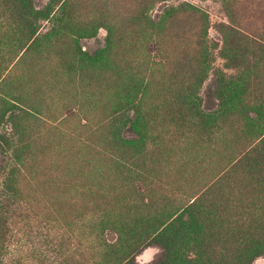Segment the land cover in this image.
I'll list each match as a JSON object with an SVG mask.
<instances>
[{
    "label": "rangeland",
    "instance_id": "1",
    "mask_svg": "<svg viewBox=\"0 0 264 264\" xmlns=\"http://www.w3.org/2000/svg\"><path fill=\"white\" fill-rule=\"evenodd\" d=\"M48 1L33 0L37 7ZM184 3L199 12L179 13L152 29L165 9ZM72 6L83 27L82 50L93 54L112 40L116 63L148 69L144 185L170 208L196 198L233 161L240 141L230 129L208 143L182 134L173 123L172 96L182 102L193 93L213 109L217 85L233 77L247 88L232 120L253 115L264 102V0H72ZM39 23L41 32L49 26ZM10 26L0 12V97L33 109L10 119L6 112L0 122V189L11 178L18 192V222L3 264H94L99 244L116 236L101 214L125 210L139 183L123 157H129L126 142L137 136L129 124L117 125L122 95L109 88L115 83L109 71L92 79L74 75L62 57L65 44L28 53L8 41ZM133 244V264H155L162 255L155 243ZM252 264H264V254Z\"/></svg>",
    "mask_w": 264,
    "mask_h": 264
},
{
    "label": "trees",
    "instance_id": "2",
    "mask_svg": "<svg viewBox=\"0 0 264 264\" xmlns=\"http://www.w3.org/2000/svg\"><path fill=\"white\" fill-rule=\"evenodd\" d=\"M0 12L13 25L10 28L14 29V35H8L12 45L25 47L29 53L48 49L52 44H65L62 57L68 58L69 71L80 76L88 73L90 79L99 70L109 71L115 82L109 88L119 90L122 95L117 125L129 124L137 136L126 142L129 157L124 153L123 157L131 161L124 166L136 175L139 183L134 185L125 210L101 214L100 220L116 236L99 244L101 253L94 264H133V243L139 242L155 243L162 248L155 264H252L256 256L264 254V102L251 110L253 115L244 114L232 120V108L247 88L244 82L233 77L220 81L217 107L208 110L193 93L182 102L176 94L172 96L173 123L182 134L194 135L200 142L208 143L223 129H230L240 144L234 148L233 161L196 198L170 208L174 205L170 202L168 207L161 205L165 199L155 198L143 183L149 171L144 141L150 121V112L144 105L147 67L116 63L112 40L99 52L90 54L82 50L77 35L83 27L75 23L72 0H49L43 7H37L33 0H0ZM184 12L199 11L187 3L171 6L152 29L158 30ZM40 20L49 24L44 32L40 31ZM32 109L21 99L0 97V122L6 112L10 119L27 116ZM158 135L153 136L156 144ZM5 181L0 189V264L8 253L13 227L18 222L15 200L18 192L11 178ZM136 228L139 230L135 231ZM130 239L132 245L128 244ZM50 263L66 262L54 259Z\"/></svg>",
    "mask_w": 264,
    "mask_h": 264
}]
</instances>
